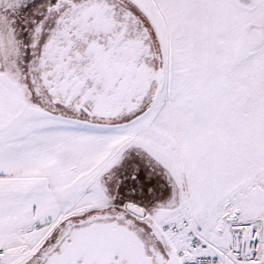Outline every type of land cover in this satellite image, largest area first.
<instances>
[{
	"label": "snow or ice",
	"instance_id": "1",
	"mask_svg": "<svg viewBox=\"0 0 264 264\" xmlns=\"http://www.w3.org/2000/svg\"><path fill=\"white\" fill-rule=\"evenodd\" d=\"M0 264H264V0H0Z\"/></svg>",
	"mask_w": 264,
	"mask_h": 264
}]
</instances>
